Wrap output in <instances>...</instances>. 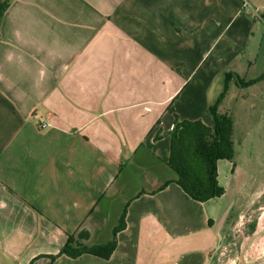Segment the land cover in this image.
Returning <instances> with one entry per match:
<instances>
[{"label":"crops","instance_id":"0c3cea01","mask_svg":"<svg viewBox=\"0 0 264 264\" xmlns=\"http://www.w3.org/2000/svg\"><path fill=\"white\" fill-rule=\"evenodd\" d=\"M252 1L0 0V264L229 259L236 215L264 213V192L192 199L169 133L214 125V79L247 49ZM125 212L110 259L60 254L70 235L112 242Z\"/></svg>","mask_w":264,"mask_h":264},{"label":"rangeland","instance_id":"374dc122","mask_svg":"<svg viewBox=\"0 0 264 264\" xmlns=\"http://www.w3.org/2000/svg\"><path fill=\"white\" fill-rule=\"evenodd\" d=\"M254 1L246 4L255 24L247 49L233 63L236 69L229 68L223 78L225 81L227 73L236 74L235 80L238 77L242 85L234 79L227 81L226 91L218 104V111L233 120L235 151L233 161L221 160L218 163L219 181L228 191L220 197L221 207L239 197L235 195V188L243 195L245 187L253 195L258 191L264 192V5L260 4L264 0ZM222 82V78L214 79L212 89L223 91ZM232 169L237 178L231 175ZM262 199L264 202V196ZM237 207H243L242 200ZM245 217L236 215V226L229 239L233 245L221 249L229 259L218 264H252L255 260H264V213L252 215L250 219Z\"/></svg>","mask_w":264,"mask_h":264},{"label":"trees","instance_id":"16d2710c","mask_svg":"<svg viewBox=\"0 0 264 264\" xmlns=\"http://www.w3.org/2000/svg\"><path fill=\"white\" fill-rule=\"evenodd\" d=\"M235 76L236 74L227 73L224 89L217 101L210 107L214 121L213 126H207L201 120L179 121L176 119L173 129L169 133L171 139L169 165L177 174V179L173 182L177 183L196 201L206 202L220 198L226 193L225 187L219 181L218 163L221 160H234V124L229 115L218 111V104L226 91V82L235 80ZM235 81L242 85V81L238 77ZM125 216L126 212L120 225L114 231L112 242L87 246L80 242L83 239L81 234L70 235L60 254H65L73 259L83 254L110 259L117 248L116 236L126 227Z\"/></svg>","mask_w":264,"mask_h":264},{"label":"built area","instance_id":"2783aa9c","mask_svg":"<svg viewBox=\"0 0 264 264\" xmlns=\"http://www.w3.org/2000/svg\"><path fill=\"white\" fill-rule=\"evenodd\" d=\"M41 127L45 128L46 127V124L45 123H42Z\"/></svg>","mask_w":264,"mask_h":264}]
</instances>
